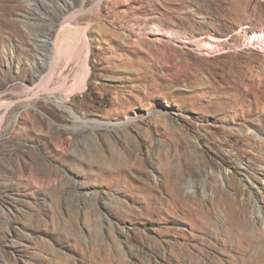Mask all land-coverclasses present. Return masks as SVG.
Masks as SVG:
<instances>
[{"label":"rangeland","instance_id":"rangeland-1","mask_svg":"<svg viewBox=\"0 0 264 264\" xmlns=\"http://www.w3.org/2000/svg\"><path fill=\"white\" fill-rule=\"evenodd\" d=\"M258 43L264 0H0V264H264Z\"/></svg>","mask_w":264,"mask_h":264},{"label":"bare ground","instance_id":"bare-ground-1","mask_svg":"<svg viewBox=\"0 0 264 264\" xmlns=\"http://www.w3.org/2000/svg\"><path fill=\"white\" fill-rule=\"evenodd\" d=\"M166 36H171L169 33L166 35ZM187 40V39H186ZM186 42V41H185ZM57 43H58V41H53V48H52V50L54 51V48H56V46H57ZM188 43V42H187ZM257 43V42H256ZM261 43V42H260ZM260 43H258V44H256L253 48H259V49H261V50H263L264 51V43L263 44H260ZM214 45V44H213ZM213 45L212 44H210V43H206L205 45H204V47L203 48H201V49H206V50H210V49H213ZM216 46V45H215ZM217 47V46H216ZM216 50V49H215ZM206 53H208L207 51H206ZM52 55V54H51ZM53 56V55H52ZM51 56V57H52ZM53 68H54V65H53V63H52V69H51V72H50V74H49V76H51V73H52V71H53ZM84 86V85H83ZM78 88V87H77ZM183 186V185H182ZM184 188V187H183ZM177 189V188H176ZM175 189V190H176ZM178 191H181V188H180V186L178 187ZM182 191H183V189H182ZM180 193V192H179ZM178 194V193H177ZM230 199H231V197H230ZM229 199V200H230ZM221 201H223V200H221ZM234 201L235 202H237V200L236 199H234ZM224 202V201H223ZM234 206V205H233ZM239 213V212H238ZM251 214H253V216L255 215V216H260L262 213H261V207L259 206V205H257V206H254V208H253V212L251 213ZM262 217V216H261ZM244 220V219H243ZM214 222V221H213ZM211 223V222H210ZM229 224V223H228ZM241 224V223H240ZM244 225H245V223H244ZM209 226V225H208ZM230 227V226H229ZM244 228H245V226H244ZM245 233V232H244ZM246 234V233H245ZM256 234V233H255ZM249 235V234H248ZM241 236H242V234H241ZM247 236V235H246ZM230 237V236H229ZM253 237V236H252ZM260 239H259V243H260V245L262 244V245H264V233H263V231L261 232V234H260ZM242 238V237H241ZM245 238V237H244ZM243 238V239H244ZM254 238V237H253ZM257 238V237H256ZM240 239V238H239ZM238 239V240H239ZM251 239V238H250ZM231 240V239H230ZM252 240V239H251ZM254 240V239H253ZM249 242H250V240H249ZM251 242H253V241H251ZM250 242V243H251ZM256 242V241H255ZM246 243V242H245ZM249 243V244H250ZM248 244V245H249ZM252 244V243H251ZM178 246V245H177ZM180 247V246H179ZM255 247V246H254ZM246 248V247H245ZM250 248V247H249ZM174 249V248H173ZM176 249H178V248H176ZM187 249V248H186ZM186 249H185V246L184 245H182V247L181 248H179L177 251H178V254H182V253H185L186 254ZM248 249V248H247ZM252 250H254V249H251L250 250V252H252ZM176 251V252H177ZM245 252V251H244ZM247 252V251H246ZM249 252V251H248ZM248 252H247V254H248ZM190 254H192L191 252H190ZM253 255V254H252ZM185 256V255H184ZM187 256V255H186ZM248 256V255H247ZM249 259V258H248ZM201 263H202V261H201ZM248 263V262H247Z\"/></svg>","mask_w":264,"mask_h":264}]
</instances>
